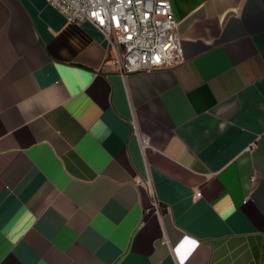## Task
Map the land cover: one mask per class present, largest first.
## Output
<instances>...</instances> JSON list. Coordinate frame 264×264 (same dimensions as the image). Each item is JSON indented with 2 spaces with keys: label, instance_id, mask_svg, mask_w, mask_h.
<instances>
[{
  "label": "crops",
  "instance_id": "1",
  "mask_svg": "<svg viewBox=\"0 0 264 264\" xmlns=\"http://www.w3.org/2000/svg\"><path fill=\"white\" fill-rule=\"evenodd\" d=\"M171 2L185 60L123 74L0 0V264H264V0Z\"/></svg>",
  "mask_w": 264,
  "mask_h": 264
},
{
  "label": "built area",
  "instance_id": "2",
  "mask_svg": "<svg viewBox=\"0 0 264 264\" xmlns=\"http://www.w3.org/2000/svg\"><path fill=\"white\" fill-rule=\"evenodd\" d=\"M48 2L70 23L97 26L109 43L111 61L123 74L173 68L185 60L171 0Z\"/></svg>",
  "mask_w": 264,
  "mask_h": 264
}]
</instances>
